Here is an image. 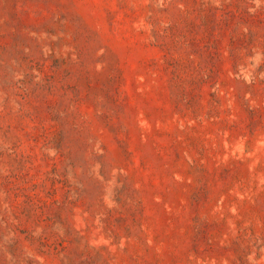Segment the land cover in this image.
<instances>
[{
    "label": "rangeland",
    "instance_id": "obj_1",
    "mask_svg": "<svg viewBox=\"0 0 264 264\" xmlns=\"http://www.w3.org/2000/svg\"><path fill=\"white\" fill-rule=\"evenodd\" d=\"M0 264H264V0H0Z\"/></svg>",
    "mask_w": 264,
    "mask_h": 264
}]
</instances>
